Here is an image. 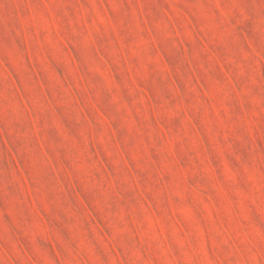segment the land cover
Returning a JSON list of instances; mask_svg holds the SVG:
<instances>
[{"label":"rangeland","instance_id":"374dc122","mask_svg":"<svg viewBox=\"0 0 264 264\" xmlns=\"http://www.w3.org/2000/svg\"><path fill=\"white\" fill-rule=\"evenodd\" d=\"M0 264H264V0H0Z\"/></svg>","mask_w":264,"mask_h":264}]
</instances>
